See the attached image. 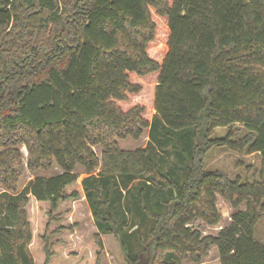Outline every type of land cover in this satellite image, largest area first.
Listing matches in <instances>:
<instances>
[{
	"label": "trees",
	"instance_id": "obj_1",
	"mask_svg": "<svg viewBox=\"0 0 264 264\" xmlns=\"http://www.w3.org/2000/svg\"><path fill=\"white\" fill-rule=\"evenodd\" d=\"M260 66L264 0H0V264H33L29 197L51 214L78 198V169L98 248L112 235L126 264H198L212 246L219 264H264ZM212 148L258 154L256 177L204 170ZM217 195L235 212L202 235Z\"/></svg>",
	"mask_w": 264,
	"mask_h": 264
},
{
	"label": "rangeland",
	"instance_id": "obj_2",
	"mask_svg": "<svg viewBox=\"0 0 264 264\" xmlns=\"http://www.w3.org/2000/svg\"><path fill=\"white\" fill-rule=\"evenodd\" d=\"M264 72V67H258ZM239 129L238 137L245 133L241 125H235ZM226 129L217 128L214 137L224 135ZM148 142L145 134L138 141L131 139L120 140L121 149L133 150L143 147ZM100 156V149L94 148ZM26 157V152L21 148ZM176 162L172 155L167 159V167H175ZM260 166V156L256 153L237 154L222 148L210 149L203 160L204 170H217L225 173L229 178L239 177L241 180L251 181ZM61 170L53 167L50 171L27 172L20 178L19 189H22L29 180L36 176H52ZM78 179L66 188L67 193L77 192L78 198L61 201L51 214L48 202L36 201L31 196L25 207L27 220L30 225L31 241L27 246L28 257L33 264H126L121 253L119 243L112 235H101L102 248H98L94 234L96 232L90 210L83 195L80 181L85 174L78 169ZM180 174V173H179ZM216 207L221 214L217 225L209 226L200 219H195L191 226L198 229L202 235L215 236L219 230L230 224L231 215L235 212L227 201L219 195L216 196ZM242 204L239 210H244ZM138 226V225H137ZM145 225L140 226L142 229ZM254 240L264 245V217L257 223L254 230ZM145 263V262H144ZM182 264H192L184 261ZM198 264H219L217 248L212 246L208 255Z\"/></svg>",
	"mask_w": 264,
	"mask_h": 264
}]
</instances>
